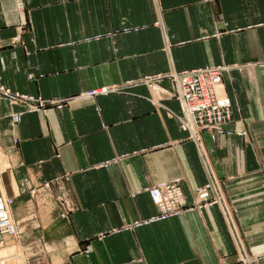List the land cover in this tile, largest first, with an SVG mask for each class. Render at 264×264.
Masks as SVG:
<instances>
[{
  "label": "crops",
  "instance_id": "obj_1",
  "mask_svg": "<svg viewBox=\"0 0 264 264\" xmlns=\"http://www.w3.org/2000/svg\"><path fill=\"white\" fill-rule=\"evenodd\" d=\"M223 64L233 132L201 142L241 250L220 206H191L209 174L170 79L142 82ZM0 85L43 100L0 95L3 191L23 229L3 262L264 264V0H0ZM105 86L119 90L82 96ZM177 178L191 207L140 223L159 214L146 188Z\"/></svg>",
  "mask_w": 264,
  "mask_h": 264
},
{
  "label": "built area",
  "instance_id": "obj_2",
  "mask_svg": "<svg viewBox=\"0 0 264 264\" xmlns=\"http://www.w3.org/2000/svg\"><path fill=\"white\" fill-rule=\"evenodd\" d=\"M24 2L25 0H17L20 9L24 8ZM230 68L229 65L225 64L213 67H201L179 73L172 72L167 77L164 75L148 76L142 82L152 85L160 82L163 78L170 79L174 91L169 94L176 97L181 105V113L173 114L172 116L179 120L182 128L189 132L190 137L199 146L209 174V181L205 185L196 188L191 206L203 209L208 206L219 205L241 250L243 246L241 240L238 238V231L233 219L236 209L227 201L221 182L213 172L201 142L203 130L209 131L213 138H216L221 133L232 134L233 132L225 129V124L231 117V99L220 90L223 73ZM115 90H119V87L105 86L86 91L82 96L95 97L98 94H105ZM0 95L12 98L15 103H25L29 110H38L43 105V100L41 99L30 95L13 94L2 85H0ZM63 104L64 101H60L57 103V106L62 107ZM21 114L17 113L13 121H19ZM237 133L239 135L247 134L246 131H239ZM0 174H2L1 170ZM181 182L182 180L177 178L146 188V191L151 194L154 203L158 206L159 214L151 219L140 221V223L182 214L188 205ZM12 203L13 197L6 198L1 191L0 182V239L5 235L15 238L23 233V229L19 227L16 221L12 222L8 215L9 206ZM191 206H188V208ZM246 262L250 263V260L246 259Z\"/></svg>",
  "mask_w": 264,
  "mask_h": 264
},
{
  "label": "rangeland",
  "instance_id": "obj_3",
  "mask_svg": "<svg viewBox=\"0 0 264 264\" xmlns=\"http://www.w3.org/2000/svg\"><path fill=\"white\" fill-rule=\"evenodd\" d=\"M8 165V162H7V159H5L4 156H2V151L0 149V169L2 171V173L5 172V168L6 166ZM0 180H1V186L3 187L4 189V177L0 175ZM219 206V205H218ZM6 246V245H5ZM3 247L1 244H0V262H3V258H7L8 255H12L13 253H17L18 249L17 248H14L13 251L12 250H9L7 251V247ZM5 263V262H4Z\"/></svg>",
  "mask_w": 264,
  "mask_h": 264
},
{
  "label": "bare ground",
  "instance_id": "obj_4",
  "mask_svg": "<svg viewBox=\"0 0 264 264\" xmlns=\"http://www.w3.org/2000/svg\"><path fill=\"white\" fill-rule=\"evenodd\" d=\"M1 149V148H0ZM1 170V169H0ZM2 172V171H1ZM1 176H2V174H0ZM0 182H1V180H0ZM1 191L3 192V194L6 196V198H8V197H11V196H8V195H6L5 194V192L3 191V187L1 186ZM9 217H10V219H11V221L13 222V221H15V219H14V217H13V215H12V212H11V206H9ZM5 237H11V236H9V235H5L4 237H2V239H0V244L4 241V238ZM13 248V247H12ZM7 251H9V249H7ZM13 251V250H12ZM1 259V258H0ZM1 261V260H0ZM0 263H4V262H0Z\"/></svg>",
  "mask_w": 264,
  "mask_h": 264
}]
</instances>
